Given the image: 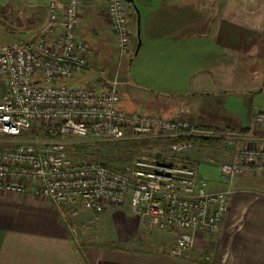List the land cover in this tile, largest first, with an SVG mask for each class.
Listing matches in <instances>:
<instances>
[{"label": "crops", "instance_id": "obj_1", "mask_svg": "<svg viewBox=\"0 0 264 264\" xmlns=\"http://www.w3.org/2000/svg\"><path fill=\"white\" fill-rule=\"evenodd\" d=\"M235 2H128L133 42L123 67L131 73L136 61L141 62L135 69L136 79L150 87L143 86L150 98L140 102L142 110L167 119L188 117L199 127L242 131L251 144L264 148V127L254 123L255 108L264 106V5L260 13L253 14L249 7L248 13L236 14ZM136 9L141 19L137 55ZM78 35L93 52V71L79 74L80 83L88 86L97 70L111 74L119 60L108 0L85 1ZM234 54L253 78L249 80L251 90L242 97L248 104L245 122L242 112L227 106L228 94L235 92L211 89L210 82L193 83L198 70L235 60ZM139 67L148 72L141 75ZM234 150L204 148L184 157L208 182V191L223 192L228 184L220 166L232 162ZM231 189L220 232L197 233L194 248L183 258L168 254L176 241L174 235L147 231L128 205L107 206L102 214H95L76 206L59 208L31 194L0 191V264H264V172L235 178Z\"/></svg>", "mask_w": 264, "mask_h": 264}, {"label": "built area", "instance_id": "obj_2", "mask_svg": "<svg viewBox=\"0 0 264 264\" xmlns=\"http://www.w3.org/2000/svg\"><path fill=\"white\" fill-rule=\"evenodd\" d=\"M82 4L52 1L47 24L30 40L0 44V191L31 194L59 208L76 206L95 214L107 206L128 205L147 231L176 235L168 254L183 258L194 248L197 233L220 232L233 180L264 172V148H242L237 144L247 136L204 129L188 117L167 119L119 108V73L112 77L100 69L88 86L71 87L76 75L93 71L92 49L78 35ZM108 16L119 71L132 46L128 0H108ZM254 123L264 127V106L255 108ZM69 137L110 144L222 139L223 146L237 150L231 163L220 166L228 189L210 192L198 168L185 158L161 162L160 149L151 147L152 156L138 155L118 171L101 162L76 160L65 142ZM174 149L184 154L193 145L184 142Z\"/></svg>", "mask_w": 264, "mask_h": 264}, {"label": "rangeland", "instance_id": "obj_3", "mask_svg": "<svg viewBox=\"0 0 264 264\" xmlns=\"http://www.w3.org/2000/svg\"><path fill=\"white\" fill-rule=\"evenodd\" d=\"M52 1H57V0H0V44L11 45L13 43H20L26 40H30L32 36H34L40 29H43L47 24L48 6ZM85 1L86 0H83L82 5H84ZM250 2L252 3L249 4ZM263 5H264V0H236L234 5V11L236 14H242L244 12L248 13L250 11L249 7H251L252 9L251 11L253 14L260 13L259 9L263 7ZM232 7L233 6H230L231 10ZM131 52H132V46H131ZM234 55L236 56L235 60L221 61L218 63V66L214 67L213 69L211 68L209 69L205 67L202 70H198L199 72L194 75L195 78L193 77L194 79L193 83H199L201 81L203 82L205 81L206 84L207 83L209 84L210 82L211 84L213 83L211 85L212 87L211 89L215 90L216 87L218 88L220 87L221 90L226 89L230 92H235L236 94L233 93L228 94L229 96L227 98L229 100V103L227 106H229V109L232 110L238 109V112H242L243 115L242 119L245 122L248 119V107H247L248 104L246 103L247 100L243 99L242 97L243 95H247L248 92L251 90V88L249 87L250 86L249 80L253 78L249 77L245 73L248 72V70L247 67H244L241 64L239 60V55L238 54H234ZM139 63L141 62L136 61V64L133 67V69L131 68L132 69L131 73L128 67L122 66L120 67L119 71L118 68L117 69L115 68L110 74L112 77H115L116 73H119L118 80L120 82V93L123 98L122 104L119 106V108L126 109L129 112L142 110V108L140 107V102H145L150 98V95L148 94V90L144 89L143 87V86L148 87V84L146 82L138 81L136 79L137 72L135 71V69L137 68V64L139 66ZM139 69L141 75L144 72H148V69L146 68L141 69L139 67ZM209 74H211V76ZM80 79H82L81 75L79 74L76 75L73 81L70 83V86L86 87L85 84L80 83L79 81ZM203 128L210 129L208 127H203ZM226 132H233V131H226ZM238 134L241 135V137L245 136L243 133H238ZM188 139L201 140L207 138L189 137ZM65 142H67L69 145H78L80 143H89L94 145L96 143H103V142L93 141L91 139H80V138H72V137L66 138ZM222 142L224 143L223 140ZM192 145H193V149H191L188 152L191 151L199 152L201 149L204 148L208 149V147L205 146H199L193 143ZM237 145L242 148L258 147L256 145L251 144V141L245 138L239 141ZM127 147H128L127 142L126 143L123 142L121 146L115 145V147L113 148L110 147V150L107 151L105 163H107L113 168L121 169L129 165L130 162L134 160L133 156L135 155L137 157L138 155L141 154L150 153V156H152L151 147L150 150L147 149L141 150L139 153L135 152L136 154H134V150L127 149ZM90 148L86 152H82V153L73 151L72 156L76 160H89L91 159L90 152L94 151L95 147H90ZM213 148L230 149L227 145L223 146V144H218L216 146L209 147V149H213ZM233 148H235V150L233 151V157H234L237 148L236 147ZM159 151L161 152L157 153L158 154L157 158L161 162H164V160H162L163 158H165V160L175 159V158H185L184 154L188 153L186 152L184 154H181L179 151L177 152V150H175L174 148L171 149L170 151H163L162 149H160ZM193 165L195 166V164ZM202 168H204L203 165L200 168L201 172H202ZM78 208H82V207H78ZM81 210H83V208ZM158 236L160 235H157L156 237L161 238ZM174 240H176V235H174Z\"/></svg>", "mask_w": 264, "mask_h": 264}, {"label": "trees", "instance_id": "obj_4", "mask_svg": "<svg viewBox=\"0 0 264 264\" xmlns=\"http://www.w3.org/2000/svg\"><path fill=\"white\" fill-rule=\"evenodd\" d=\"M208 128L214 129L215 131L222 132V133H224L226 131H233V130H230L229 128H218V127H208ZM241 133H243V132L241 131ZM34 134H35V132H34ZM184 142L193 143V144H197L199 146H205L208 148L211 146H216L218 144H223L222 140H220V139H216V140H212V139L195 140V139H188V138H180V139L171 138V139H166V140H144V141H140V142H127V144H128L127 149L134 150V154L139 153L141 150H146V149L150 150V147L162 149L163 151H170L177 144L184 143ZM122 143L123 142L115 143V144L96 143L94 145L89 144V143H80L78 145H70L68 149H69L70 154L72 155L73 151H76L78 153H82V152H86L90 147H95L94 151L90 152L91 159H89V160L101 162L104 166L113 168L110 165H108L107 163H105L107 151L110 150V147L111 148L115 147V145L121 146ZM124 143H126V142H124ZM132 155H133V153H132ZM133 157L135 158L136 155ZM113 169H116L118 171H122L124 168H121V169L120 168H113Z\"/></svg>", "mask_w": 264, "mask_h": 264}, {"label": "water", "instance_id": "obj_5", "mask_svg": "<svg viewBox=\"0 0 264 264\" xmlns=\"http://www.w3.org/2000/svg\"><path fill=\"white\" fill-rule=\"evenodd\" d=\"M129 3H133V0H129ZM136 12L138 14V20H137V38H138V45H137V49H136V53L135 55L138 54L139 49L141 47V19H140V14L139 11L136 9Z\"/></svg>", "mask_w": 264, "mask_h": 264}]
</instances>
